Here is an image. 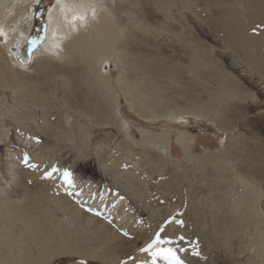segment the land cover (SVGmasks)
Segmentation results:
<instances>
[{"label":"rangeland","instance_id":"rangeland-1","mask_svg":"<svg viewBox=\"0 0 264 264\" xmlns=\"http://www.w3.org/2000/svg\"><path fill=\"white\" fill-rule=\"evenodd\" d=\"M54 2L40 3L42 7L36 12L32 33L24 46L29 53L43 32L47 9ZM195 3L198 5L194 13L184 9L175 11L173 17L182 20L179 29L170 23L159 28L148 22L146 30L134 27L132 42L126 48L129 58L144 59L155 54L157 63L172 61L169 69L176 74L152 102L160 104L138 112L123 94L118 101L121 116L137 138L142 129L168 134L162 152L150 148L143 154L138 147L135 156L131 155L126 129L119 132L114 125L104 129L93 126L91 119L76 112L75 109L83 106L86 113H91L93 101L89 93L62 86L56 89L48 68L37 70L34 59L23 63L26 67L22 68L17 58L14 62L0 47V192L21 204L35 197L36 191L43 190L57 203H63L65 197L75 199L78 191L86 189L72 183L74 177L94 184L89 192L94 200L80 202L85 213L77 221L67 218L53 200L33 201L23 221L16 220L15 217H22L6 212L5 204L0 203V264H20L19 249L35 250L37 239L55 253L45 264H170L163 254L153 256L168 248L176 249L185 264H232L234 258L244 264L259 263L251 250L256 239L255 227H245L242 216L248 213L243 206L237 210V204L242 181L256 183L258 172L264 177V105L258 106L264 100V93L249 84L221 49H227L229 54L235 51L248 59L251 71L264 76V0H225L211 7L209 0ZM233 12L237 17H231ZM153 14L155 19L160 18L158 13ZM196 45L208 50L209 61L203 67L195 64L192 71L185 50ZM249 54L250 59L244 58ZM48 55L43 54V61L48 59L49 64L52 55ZM113 57L109 63L113 66L115 62L116 69L106 79L110 78V83L115 85L123 68L117 57ZM17 67L21 69L24 85L21 89L13 78ZM131 67L129 62L126 74ZM214 72H219L220 80L230 82L232 88L234 84L241 85L234 87L235 99L249 95L251 100L238 103L223 95L210 104L209 113L197 114L196 104L209 98L206 86L217 84L211 75ZM83 95L89 96L85 102ZM44 99L49 102L41 106L39 102ZM109 106L110 109L111 103ZM169 110L181 112L182 117L169 119L165 116ZM81 123H86L87 129L75 134L72 127ZM64 133L75 139L59 143L58 138H64ZM180 134L183 143L178 140ZM134 157L139 161L135 162ZM13 163L17 166L15 178L7 174ZM65 172L70 173L67 179ZM23 192L29 193V197L25 198ZM109 195L115 204L121 203L119 210L124 207L130 213L125 219L131 218L135 227L129 234L123 226H116L112 231L119 235L111 240L96 234L88 220L102 217L103 204L108 202ZM97 199L102 207H96ZM262 205L264 209V194ZM28 227L32 234H27ZM78 227L83 234L75 233ZM66 231H71L78 240L72 239L69 244L60 241V233ZM157 233L162 241L170 238L173 243L154 244ZM180 236L185 239L179 240ZM87 237L94 242L93 246ZM76 243L81 248H92L95 256L56 252ZM111 245L115 256H110ZM104 251L108 255H103Z\"/></svg>","mask_w":264,"mask_h":264},{"label":"bare ground","instance_id":"bare-ground-1","mask_svg":"<svg viewBox=\"0 0 264 264\" xmlns=\"http://www.w3.org/2000/svg\"><path fill=\"white\" fill-rule=\"evenodd\" d=\"M41 1L42 0H40V3ZM110 1L111 3H109V0H55L48 9L46 7L47 12L44 20V29L37 38L36 46L31 53L25 54L24 46L27 44L32 33L36 12L42 7V5H40V3L37 4L36 0H0V47L9 53L13 60L17 58L20 61L19 65L21 64L22 68L26 67L23 63H27L31 59L35 60L34 67H36L37 70L42 71L47 70L48 68L51 71L50 78L56 84V89L62 86V88H71L82 93H89L90 99L93 101L91 113H86L83 106H80L79 109H75L76 112L85 119H91L93 126L96 125L104 129L114 125L118 128L117 131L126 129V143L128 144V150L131 152V155H134L139 151L137 149L138 147L142 148L143 152H140L143 154L149 152L150 148L162 152L168 141V134L142 129L139 131L140 138H137L132 131L131 125L124 120L123 116H121V109L118 101L120 95L123 94L130 105L138 112H140L141 109L142 111L148 110L151 107L160 104H153L152 102L156 101L158 93L161 92L165 85L170 84L169 82L176 74L169 69L172 61L168 63L162 60V62L157 63L154 60L156 57L155 54L146 55L144 59L134 57L129 58V54L126 53V48L127 45L132 42L131 36L134 34V27L146 30V22H148L147 24L159 28H163L165 23H170L174 25L176 29H179L178 27H181L182 20L180 17H173L175 16V11L184 9L189 10L190 13H194L196 6L198 5V3H195L197 0ZM209 1L211 2L210 7L225 2V0ZM14 7L16 8L15 10ZM153 13H158L160 18L155 19ZM236 15L237 14L234 12L231 13V17H237ZM172 17L174 18L173 20H171ZM185 42L188 43V39H186ZM207 51L208 50L202 49L199 45L188 46L186 48L185 55L187 56L188 65L192 71L195 69V64L203 67L206 64L205 62L209 61V58L207 57L209 53H207ZM226 51L227 49H221V52L228 56L231 65L239 70L241 75L248 80L250 85L264 93V76L251 71L248 59L241 58L240 55L234 53L235 51L230 54ZM46 53L53 56L50 57L48 55L50 57L49 59H51L49 64L46 63L48 59L46 62L43 61V54ZM20 55H22V58H20ZM113 55L117 57L118 62L122 64L123 68L122 76L117 79L115 85L110 83V78L106 79V76L110 75L111 72L116 69L115 62L113 66L109 63L110 60L114 59ZM45 57H47V55ZM250 57L251 54L244 58L250 59ZM175 61L178 62L180 60L176 59ZM129 62L132 65V70L129 68V72L126 74V66ZM21 66L19 68H21ZM20 70L17 67L14 69L15 72L13 71V78L19 82V89L24 86ZM211 75H213V79L216 80L215 82L217 84L213 87L206 86L209 98L205 103L196 104L195 110L197 114L209 113V111H211L209 109L210 104L214 100L221 99L223 95L229 99H235L234 96H236V92L234 87L241 86L240 84H234L232 88L230 82L228 84V82L220 80L221 74H219V72H214ZM172 82H174V80ZM246 93L249 94L248 92ZM82 98V101L85 102L87 98L89 99V96L83 95ZM235 100L238 103H245L248 100L250 101L251 97L245 95L240 97V99ZM48 102V99H44L39 103L41 106H46ZM110 103L112 107L109 109ZM262 105H264V100L258 105L259 108L263 107ZM165 116L169 119H177L181 118L182 114L177 110H169ZM85 125L87 124L81 123L78 127L73 126L72 129L74 133L77 134L78 131L82 132L87 129ZM54 136L55 134L53 137ZM62 138V136L58 138L59 143L66 142V140L70 141L74 137L65 134L63 138L64 141ZM178 140L183 143L184 140L182 134L179 135ZM145 157L148 158L146 154ZM132 159H134L135 162L139 161L138 158L135 157ZM147 163L149 164L150 160H148ZM14 165L15 163L11 164L7 169V174L11 178L18 176L16 175L17 166L14 167ZM255 176L256 183H251L247 180L242 181V191L240 202L237 204V210H240V207L242 206L245 207V212L248 214L247 216L244 215L245 217L242 216L243 223L245 227L254 226L256 231V239H254V242L251 245V250H253L256 260L259 261L258 264H264V209L262 205L264 177H261L260 172ZM91 182V180L74 177L72 183L83 185L86 189L78 191L75 195V199H73V197H71L72 199L65 197L63 203H57L56 200L50 197V195H47L43 190L36 191V196L30 200L27 198L29 197V193L23 192L22 195L27 198V201L21 204L18 203V201H13L8 194L5 195L0 192V203L5 204L6 212L22 217L21 219L15 217L16 220L23 221L26 220L24 217L30 211V206L34 205L33 201L39 203L46 201V199L53 200V202L57 204L59 210L67 215V218H71L72 221H77V219L85 213L81 209L80 202L94 200L89 193L94 187V184ZM111 198L112 197L108 198V202L103 204L105 211L102 217L95 219V221L93 219H88L89 224L92 223L94 226L93 231L96 234L100 233L101 238L107 240H111L112 237L116 238L118 233L114 234L112 231L116 226H123V230H127L125 231L126 233L130 231L129 234L135 231L133 225L134 221L132 222L131 218L125 219L130 213H128L124 207L119 210L118 208H120L121 203L115 204L113 199L110 200ZM96 201V207H102V204L98 202V199ZM257 217H260V219H257ZM82 231L83 230L78 227L75 233L83 234L84 232ZM26 232L27 234H32L29 227ZM53 234H55L54 231ZM53 237L56 238L57 236L53 235ZM59 238L60 241H64L67 244H69V241L72 239L78 240L77 237L72 236L71 231L61 232ZM87 238L93 246L94 242L91 241L89 237ZM33 248L35 250L28 247L19 249L18 258L20 264H45L50 258L54 257L55 253H51V251L47 249L45 242L39 239L34 242ZM110 248V256H115L113 245H111ZM56 252H72L90 255L93 253V250L92 248H81L78 246V243H76V246L69 247L68 249H58ZM102 254L106 255L107 253L104 251ZM92 256H95V254L93 253ZM115 258L118 259L119 257L116 256ZM232 264L244 263L234 258Z\"/></svg>","mask_w":264,"mask_h":264},{"label":"snow or ice","instance_id":"snow-or-ice-1","mask_svg":"<svg viewBox=\"0 0 264 264\" xmlns=\"http://www.w3.org/2000/svg\"><path fill=\"white\" fill-rule=\"evenodd\" d=\"M36 2H37V4H39L40 3V0H36ZM37 15H39V13H37ZM33 43H35V41H33ZM24 162L26 164H28V158L27 157H25V161ZM29 166L30 167H36V165H31V164H29ZM53 171H55V169H53ZM51 174H52L51 172L48 173L49 176ZM69 175H70V173L65 172L64 173L65 179H67L69 177ZM69 182H71V181H69ZM90 211H91V209H90ZM178 223H181L182 224L183 222L182 221H178ZM162 230L163 229H161V231ZM178 239L182 241V240L185 239V237L180 236ZM153 243L154 244H159V243H173V241L170 238L167 239V240H163L162 241L161 238H160L159 233H157L156 234V238L153 241ZM148 247L151 248L152 245L150 244ZM147 250L148 249H141V251H147ZM181 251H186V249H181ZM158 254H163L165 259H169L170 260V264H185V262L182 259H180V257L177 255L176 249H174V248H168L166 250L161 249L160 250V253H153V256H156ZM195 254L196 255H199V252H196Z\"/></svg>","mask_w":264,"mask_h":264},{"label":"water","instance_id":"water-1","mask_svg":"<svg viewBox=\"0 0 264 264\" xmlns=\"http://www.w3.org/2000/svg\"><path fill=\"white\" fill-rule=\"evenodd\" d=\"M24 53L26 54H28L29 53V49L28 48H25V50H24ZM108 67V66H107Z\"/></svg>","mask_w":264,"mask_h":264}]
</instances>
